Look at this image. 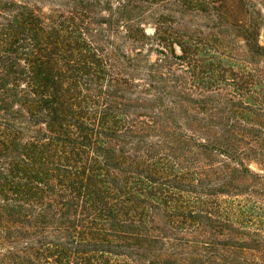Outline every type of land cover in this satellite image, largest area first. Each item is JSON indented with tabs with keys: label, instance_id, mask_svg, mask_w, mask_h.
<instances>
[{
	"label": "trees",
	"instance_id": "16d2710c",
	"mask_svg": "<svg viewBox=\"0 0 264 264\" xmlns=\"http://www.w3.org/2000/svg\"><path fill=\"white\" fill-rule=\"evenodd\" d=\"M0 264H264V0H0Z\"/></svg>",
	"mask_w": 264,
	"mask_h": 264
}]
</instances>
